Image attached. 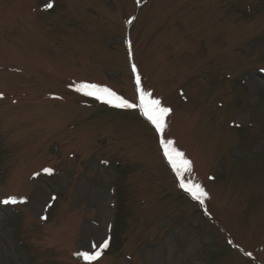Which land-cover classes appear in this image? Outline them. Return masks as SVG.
<instances>
[{"label": "rangeland", "instance_id": "obj_1", "mask_svg": "<svg viewBox=\"0 0 264 264\" xmlns=\"http://www.w3.org/2000/svg\"><path fill=\"white\" fill-rule=\"evenodd\" d=\"M133 63L204 212L139 109L74 90L137 103ZM105 239L93 264H264V0H0V264Z\"/></svg>", "mask_w": 264, "mask_h": 264}, {"label": "snow or ice", "instance_id": "obj_2", "mask_svg": "<svg viewBox=\"0 0 264 264\" xmlns=\"http://www.w3.org/2000/svg\"><path fill=\"white\" fill-rule=\"evenodd\" d=\"M140 0H137L139 3ZM47 9H52L53 4L49 2L46 5ZM134 19V18H133ZM128 23H132L130 19ZM131 47V45L129 44ZM132 72L134 74L136 91H137V103H133L117 94L107 86L97 85L93 83L82 82L75 87V91L82 93L85 96L93 97L97 101L103 104L110 105L114 108L121 109H139L142 115L151 123L154 127L157 135L160 137V145L163 154L168 161L171 169L174 171L179 183V187L188 193L191 198L197 201L201 206H204L205 201L208 199V193L202 187V185L193 179H187V174L191 173L192 163L188 160L185 154L180 151L173 140L165 139V130L168 128L167 117L171 113V109L164 107L161 101L157 98H153L152 93L146 91L141 85V77L138 72L137 66L132 64ZM44 172L52 174V169H44ZM55 199V197H53ZM18 201L15 197H9L2 203L16 204ZM23 202V201H19ZM44 219V217H41ZM109 247V240L105 239L99 247L95 243L92 244L93 251H81L75 255L81 258L86 264H93L100 259L103 251Z\"/></svg>", "mask_w": 264, "mask_h": 264}]
</instances>
